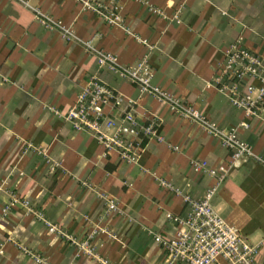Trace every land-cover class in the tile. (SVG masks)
Masks as SVG:
<instances>
[{
	"label": "crops",
	"instance_id": "1",
	"mask_svg": "<svg viewBox=\"0 0 264 264\" xmlns=\"http://www.w3.org/2000/svg\"><path fill=\"white\" fill-rule=\"evenodd\" d=\"M26 2L0 0V264H183L169 260L152 234L174 233L170 216L187 211L182 194L199 197L214 182L207 168L227 165L229 155L218 137L119 72L141 57L152 84L218 127L236 126L248 144L210 201L245 238L263 242L255 261L264 264V122L245 116L212 80L235 40L264 59V0H116L115 24L79 0ZM33 7L68 35L40 23ZM83 40L112 53L115 69L99 67ZM91 76L122 97L104 114L117 121L131 106L139 120H154L160 139L143 138L135 162L64 118ZM191 160L206 165L193 170ZM97 192L113 198L116 211ZM11 197L26 199L62 233L17 202L3 214ZM91 230L95 256L63 235L80 240Z\"/></svg>",
	"mask_w": 264,
	"mask_h": 264
},
{
	"label": "built area",
	"instance_id": "2",
	"mask_svg": "<svg viewBox=\"0 0 264 264\" xmlns=\"http://www.w3.org/2000/svg\"><path fill=\"white\" fill-rule=\"evenodd\" d=\"M27 4L26 0H19ZM82 7L99 14L109 24L119 23L121 16L116 9V0H79ZM34 16L44 26L59 27L68 35V30L60 26L57 20L52 19L38 8H32ZM157 11V9H152ZM176 15L173 14V17ZM84 47L91 51L99 67L115 69V57L112 53L96 48L89 40H83ZM137 85L141 92H147L159 100L168 102L172 110L186 118L198 122L208 133L219 138L227 149L229 162L227 165L208 167L207 172L214 177V182L206 186L199 197L182 194V199L187 206L184 215H173L171 219L176 223V229L170 236L153 233V240L171 261L183 264H256L255 255L262 241L252 242L245 238L238 229L226 222L211 204V197L221 182L226 166L234 165L238 159L250 153L248 144L241 139L237 127L224 130L217 124L201 114L188 103H183L167 91L150 82V69L146 58L141 57L134 63L122 66L119 71ZM213 83L217 89L225 94L230 103L240 109L245 116H252L264 122V59L235 40L223 48V58L214 75ZM251 80H256L257 85ZM122 101L119 93L98 82L91 76L88 84L76 94L74 101L64 113L75 129L91 132L105 149H114L126 162H135L142 146L143 138L160 139L155 129L154 120H139L133 113L131 106L122 110L117 121L104 114L103 108L107 104L118 105ZM128 101H130L128 99ZM53 111L54 108H51ZM104 126V129L101 126ZM241 126L246 123L241 121ZM259 159V158H258ZM260 161L264 164V160ZM204 160H191L193 170L205 167ZM170 187L169 184L160 181ZM87 184V183H86ZM98 195L105 199L108 210L116 211L117 205L113 198L107 197L102 192ZM17 202L26 211L43 220L48 230L58 228L42 217L39 210L30 206L26 199L11 197L10 201L2 207L3 214L9 207ZM92 230L76 240L74 237L63 234L78 250L95 256L92 251L90 239ZM39 260V257H35ZM102 263L104 259L99 258Z\"/></svg>",
	"mask_w": 264,
	"mask_h": 264
}]
</instances>
